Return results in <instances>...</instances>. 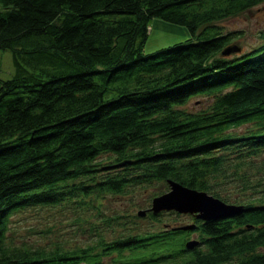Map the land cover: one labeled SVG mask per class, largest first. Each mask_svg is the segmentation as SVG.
<instances>
[{
	"label": "trees",
	"instance_id": "16d2710c",
	"mask_svg": "<svg viewBox=\"0 0 264 264\" xmlns=\"http://www.w3.org/2000/svg\"><path fill=\"white\" fill-rule=\"evenodd\" d=\"M259 1L0 0V48L14 64L0 77V264H103L111 252L107 264H264V186L251 183L264 149V40L221 54L230 32L213 22ZM154 18L189 35L144 51ZM196 94L209 102L186 107ZM167 178L224 202L230 180L251 192L234 197L233 214L190 213L191 228L47 248L8 239L17 211L65 205L81 222L102 192Z\"/></svg>",
	"mask_w": 264,
	"mask_h": 264
},
{
	"label": "rangeland",
	"instance_id": "374dc122",
	"mask_svg": "<svg viewBox=\"0 0 264 264\" xmlns=\"http://www.w3.org/2000/svg\"><path fill=\"white\" fill-rule=\"evenodd\" d=\"M213 22H217L216 24L219 26L220 31L230 32V42L237 43L239 51L246 50L264 40V1L256 2L242 11L215 19ZM149 25L147 37L143 43L144 51L177 40H183L189 35L183 26L161 19L154 18L149 22ZM13 65L10 50L0 48V77L11 76ZM207 102H209L208 97L203 94H196L185 105L188 108H199ZM244 126L245 124H240L233 130L240 132L245 128ZM256 158H259V161L253 167L255 171L251 175V183L253 184L256 179H260L261 181L257 185L255 184V188H262L261 186H264V149L256 153ZM245 169L247 170L248 167L246 166ZM99 174H101L100 171L94 173V175ZM126 186L129 189L123 194L118 195L105 191L98 196V199H93L96 205L91 206L88 211H84L86 219L81 222L80 220L76 222L72 220L74 215L73 210L70 208L57 207L65 205H50L55 207L49 208L42 206L39 209L17 211V213H13L10 216V231L7 232L9 234L8 239L14 244H28L46 248L55 242L79 245L92 242L91 239L95 234L110 238L117 234L121 235L124 233L123 231L133 232L136 227L142 226L155 230L169 227L174 223L192 221L191 217L193 215L189 212L174 214L170 210H163L157 215L158 218L155 219L147 217L146 210L149 208L150 194L161 192V190H166L168 187L163 180H151L150 183H130V185L127 184ZM224 187L220 190L227 192L233 202H235L234 197L251 192L249 189L240 190V185L233 180L225 182ZM138 209H146L141 217L134 216V214L137 215L136 211ZM79 210L81 209L78 208L77 213L80 215ZM120 214H124L125 217L119 218ZM89 223H92L91 232L88 230ZM196 233V230L189 231L187 236L196 238ZM113 255V252L103 255L101 257L102 263L113 262L110 260Z\"/></svg>",
	"mask_w": 264,
	"mask_h": 264
},
{
	"label": "water",
	"instance_id": "95a60500",
	"mask_svg": "<svg viewBox=\"0 0 264 264\" xmlns=\"http://www.w3.org/2000/svg\"><path fill=\"white\" fill-rule=\"evenodd\" d=\"M239 51L237 43L229 42L224 45L220 53L228 54L230 52ZM168 188L161 193H157L150 199L149 209L152 213L162 209H174L179 212H189L195 218L208 219L224 217L239 211L242 207L240 204L224 202L220 198L211 195L204 190L192 189L184 186L174 180L166 179ZM144 209H138V214H143ZM180 228H191L193 223L181 224ZM196 239H186L184 247H192Z\"/></svg>",
	"mask_w": 264,
	"mask_h": 264
},
{
	"label": "bare ground",
	"instance_id": "6f19581e",
	"mask_svg": "<svg viewBox=\"0 0 264 264\" xmlns=\"http://www.w3.org/2000/svg\"><path fill=\"white\" fill-rule=\"evenodd\" d=\"M150 210V209H149ZM162 210H169V209H162ZM161 209L160 210H158L157 212H160V211H162ZM151 211V210H150ZM152 212V211H151ZM156 213V212H155Z\"/></svg>",
	"mask_w": 264,
	"mask_h": 264
}]
</instances>
